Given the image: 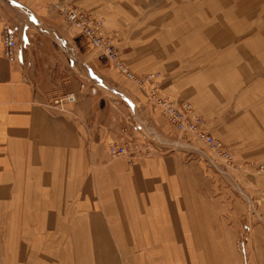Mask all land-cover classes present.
I'll return each instance as SVG.
<instances>
[{
  "label": "crops",
  "instance_id": "crops-1",
  "mask_svg": "<svg viewBox=\"0 0 264 264\" xmlns=\"http://www.w3.org/2000/svg\"><path fill=\"white\" fill-rule=\"evenodd\" d=\"M127 1L0 0V226L25 247L18 264H264V172L238 178L179 151L110 156L112 143L169 127L148 108L151 84H121L56 6L76 2L107 19L102 4ZM16 21L33 39L58 36L52 57L41 61L37 42L25 49L18 37L10 64L2 31ZM164 71L163 92L196 105L177 70ZM239 144L246 164L262 163L249 139Z\"/></svg>",
  "mask_w": 264,
  "mask_h": 264
},
{
  "label": "rangeland",
  "instance_id": "rangeland-1",
  "mask_svg": "<svg viewBox=\"0 0 264 264\" xmlns=\"http://www.w3.org/2000/svg\"><path fill=\"white\" fill-rule=\"evenodd\" d=\"M72 3L100 23L101 37L115 45L123 62L135 76L144 78L160 74L158 82L161 84L165 69L177 70L185 88L196 99V105L190 102L192 107L206 119L208 125L215 127L213 134L233 153L234 165L226 167L194 139L179 142L170 128L162 135L150 134V138L155 139L156 136L157 141L162 140L166 144L165 149L197 159L202 169L233 171L238 178L241 171L264 172V0L105 3L102 4L103 15L107 19L89 13L82 4ZM18 22L15 26L11 25L22 39L24 48L33 50L32 42L36 41L38 51L41 50V61L52 57L53 41H59L58 36L40 34L33 39L29 30L23 29ZM95 51L113 69L112 74L119 75L111 63ZM120 77L123 79L121 84L130 81L122 75ZM94 81L99 87L113 89L111 82L103 80L102 83L97 77ZM115 83L120 84L119 81ZM127 100L129 106L126 107L135 112L130 100ZM143 135L150 136L147 133ZM243 139L253 143L249 147V155L256 158L259 154V159L263 158L262 163H245L247 148L239 144ZM234 186L239 187L235 182ZM15 231L14 228L0 226V264L20 262L18 255H23L25 247Z\"/></svg>",
  "mask_w": 264,
  "mask_h": 264
},
{
  "label": "built area",
  "instance_id": "built-area-1",
  "mask_svg": "<svg viewBox=\"0 0 264 264\" xmlns=\"http://www.w3.org/2000/svg\"><path fill=\"white\" fill-rule=\"evenodd\" d=\"M56 7L65 23L87 38L94 49L100 52L122 76L135 82L141 88H146L151 84L148 90V108L152 113L160 114L165 119L179 142L187 138L194 139L202 143L213 158L228 168L233 167V153L222 140L211 134L206 119L198 115L190 103L180 102L163 93L161 84L158 82L160 74H150L144 78L135 76L123 62L115 45L101 37L100 23L80 8L73 6L72 2H62ZM2 48L4 56L10 64L19 63L21 51L18 35L9 24L3 27ZM66 99L69 102L76 100L74 95H70ZM157 138L156 136L155 139L142 136L140 139H129L123 144L112 143L110 155L113 158L126 157L131 162L136 156L152 157L155 154L165 155L171 152V150L165 149L166 144L162 143V140L157 141Z\"/></svg>",
  "mask_w": 264,
  "mask_h": 264
},
{
  "label": "bare ground",
  "instance_id": "bare-ground-1",
  "mask_svg": "<svg viewBox=\"0 0 264 264\" xmlns=\"http://www.w3.org/2000/svg\"><path fill=\"white\" fill-rule=\"evenodd\" d=\"M110 149V148H109ZM111 156V155H110ZM113 158V157H112ZM118 158H123V157H118Z\"/></svg>",
  "mask_w": 264,
  "mask_h": 264
}]
</instances>
